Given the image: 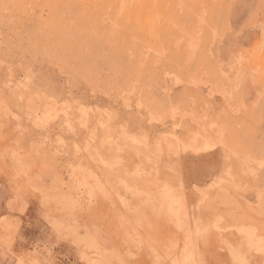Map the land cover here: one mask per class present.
<instances>
[{
	"label": "rangeland",
	"instance_id": "obj_1",
	"mask_svg": "<svg viewBox=\"0 0 264 264\" xmlns=\"http://www.w3.org/2000/svg\"><path fill=\"white\" fill-rule=\"evenodd\" d=\"M0 264H264V0H0Z\"/></svg>",
	"mask_w": 264,
	"mask_h": 264
},
{
	"label": "bare ground",
	"instance_id": "obj_2",
	"mask_svg": "<svg viewBox=\"0 0 264 264\" xmlns=\"http://www.w3.org/2000/svg\"><path fill=\"white\" fill-rule=\"evenodd\" d=\"M148 13V12H147ZM66 80V79H65ZM66 86V85H65ZM87 89V88H86ZM82 95V94H81ZM71 96V95H70ZM101 97V96H100ZM103 97V96H102ZM70 99V98H69ZM95 103V102H94ZM94 107V106H93ZM158 113V112H157ZM111 114V113H110ZM132 114V113H131ZM156 115V114H155ZM149 118V117H148ZM206 120V119H205ZM172 127V126H171ZM175 127V126H174ZM137 131V130H136ZM177 134V133H176ZM177 137V136H176ZM78 169V168H77ZM193 225V224H192ZM94 263V262H93Z\"/></svg>",
	"mask_w": 264,
	"mask_h": 264
}]
</instances>
